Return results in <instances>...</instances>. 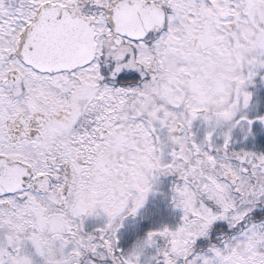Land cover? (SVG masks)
Masks as SVG:
<instances>
[{
  "label": "snow or ice",
  "instance_id": "obj_1",
  "mask_svg": "<svg viewBox=\"0 0 264 264\" xmlns=\"http://www.w3.org/2000/svg\"><path fill=\"white\" fill-rule=\"evenodd\" d=\"M0 264H264V0H0Z\"/></svg>",
  "mask_w": 264,
  "mask_h": 264
},
{
  "label": "rangeland",
  "instance_id": "obj_2",
  "mask_svg": "<svg viewBox=\"0 0 264 264\" xmlns=\"http://www.w3.org/2000/svg\"><path fill=\"white\" fill-rule=\"evenodd\" d=\"M157 203H159V205H160V208H161V205L164 207V214H165V218H168V209H167V207H166V205L164 204V202L162 201V200H160V201H156ZM162 218V217H161ZM164 218V217H163Z\"/></svg>",
  "mask_w": 264,
  "mask_h": 264
},
{
  "label": "flooded vegetation",
  "instance_id": "obj_3",
  "mask_svg": "<svg viewBox=\"0 0 264 264\" xmlns=\"http://www.w3.org/2000/svg\"><path fill=\"white\" fill-rule=\"evenodd\" d=\"M163 209H164V207L161 205V210H162V214H163V215H162V218H163V217L165 218V214H164V210H163Z\"/></svg>",
  "mask_w": 264,
  "mask_h": 264
}]
</instances>
